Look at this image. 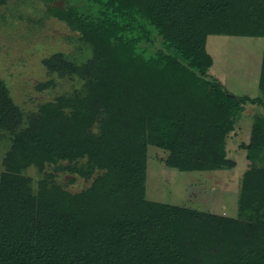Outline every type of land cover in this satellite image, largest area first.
<instances>
[{"label":"trees","instance_id":"obj_1","mask_svg":"<svg viewBox=\"0 0 264 264\" xmlns=\"http://www.w3.org/2000/svg\"><path fill=\"white\" fill-rule=\"evenodd\" d=\"M83 1L51 8L90 52L80 63L62 52L44 59L86 76L67 111L52 102L24 111L0 80V264H264L260 116L242 144L248 166L234 215L144 198L148 141L139 135L149 119L161 134L168 125L166 137L156 135L170 139V167L235 164L228 132L247 101L264 108V42L251 96L207 75L206 39H264V0ZM53 154L71 162L86 155L90 171H108L76 192L46 173L30 189L19 163L42 168Z\"/></svg>","mask_w":264,"mask_h":264},{"label":"rangeland","instance_id":"obj_2","mask_svg":"<svg viewBox=\"0 0 264 264\" xmlns=\"http://www.w3.org/2000/svg\"><path fill=\"white\" fill-rule=\"evenodd\" d=\"M83 3V0L0 2V80L22 110H33L42 103L52 102L67 111L70 106L68 99L84 93L85 75L62 66L50 68L44 63V59L58 52L79 63L90 55L89 50L82 46L80 33L51 10L54 5ZM263 42L260 36L208 35L206 50L212 59L207 75L216 77L233 95L259 94L257 82ZM243 107L234 128L226 137L227 154L235 162L230 168L192 159L181 167L168 166L164 159L170 153V139L166 141L159 137H166L168 125L161 134L157 123L149 119L144 126L146 130L139 134L148 141L144 198L234 215L240 177L248 166L247 152L242 144L249 140L253 115L258 114V119L264 122V108L260 104L247 101ZM5 151V143L0 138V169ZM89 163L94 161L91 162L86 155L71 162L53 154L42 168L22 161L17 170L32 190L41 174L46 173L69 191L76 192L108 171L107 167L98 165L90 171Z\"/></svg>","mask_w":264,"mask_h":264},{"label":"crops","instance_id":"obj_3","mask_svg":"<svg viewBox=\"0 0 264 264\" xmlns=\"http://www.w3.org/2000/svg\"><path fill=\"white\" fill-rule=\"evenodd\" d=\"M212 59V58H211ZM257 84H258V82H257Z\"/></svg>","mask_w":264,"mask_h":264}]
</instances>
